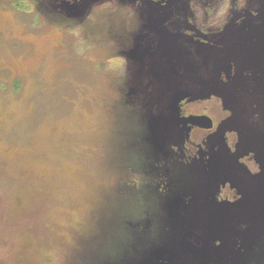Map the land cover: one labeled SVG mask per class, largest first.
Wrapping results in <instances>:
<instances>
[{
  "label": "rangeland",
  "instance_id": "374dc122",
  "mask_svg": "<svg viewBox=\"0 0 264 264\" xmlns=\"http://www.w3.org/2000/svg\"><path fill=\"white\" fill-rule=\"evenodd\" d=\"M193 1L222 25L264 9ZM68 8L0 0V264H264L263 27L231 30L213 70L150 80L148 94L114 49L84 40L86 11ZM166 86L231 106L235 152L253 159L187 147L189 133L166 124Z\"/></svg>",
  "mask_w": 264,
  "mask_h": 264
},
{
  "label": "flooded vegetation",
  "instance_id": "af4514ba",
  "mask_svg": "<svg viewBox=\"0 0 264 264\" xmlns=\"http://www.w3.org/2000/svg\"><path fill=\"white\" fill-rule=\"evenodd\" d=\"M60 1L64 7H69L71 17L86 11L84 21L89 30L85 31L84 40L103 45L108 50L114 49L116 55L113 57L125 65L124 72L129 79L139 81L140 89L145 88L142 87L143 79L149 80L146 93H153L156 87L150 80L183 76L199 78L213 70L217 48L231 30L242 32V28L248 30L256 27L258 22L264 29V9L261 12L258 8L251 10V7L232 11L228 18L231 21L222 25L216 9H204L203 14L190 9L193 0H89L84 3L87 8L81 7V0ZM194 6L199 7L197 2ZM252 11L257 14H251ZM93 28L98 35L90 30ZM236 70H239L236 59L221 61L220 80L232 81ZM192 95L193 92L188 90L166 86V124L189 133L182 139L185 145L194 143L192 149L196 148L195 153L200 156H238L240 161L252 158L250 150L241 155L235 152L240 128L229 120L234 109L223 104H201ZM257 122L253 121L249 127L255 125L256 129Z\"/></svg>",
  "mask_w": 264,
  "mask_h": 264
}]
</instances>
